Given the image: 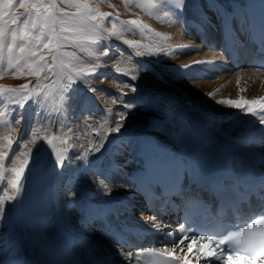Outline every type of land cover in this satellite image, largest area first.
Listing matches in <instances>:
<instances>
[{
  "label": "bare ground",
  "instance_id": "bare-ground-1",
  "mask_svg": "<svg viewBox=\"0 0 264 264\" xmlns=\"http://www.w3.org/2000/svg\"><path fill=\"white\" fill-rule=\"evenodd\" d=\"M219 1H216L210 7L208 0H201L200 5L190 11L186 15L187 17H183L177 9L169 8L170 16L169 18L167 16V23L161 26L160 29L161 36L164 35L163 37L167 38L165 39L167 43L169 42V45H167L168 50L166 51L167 60L172 59L174 61L172 64L166 61V69L173 74L169 81L157 76L152 71L153 69L143 67L138 61L133 63L125 60V57L124 60L120 59L117 61L115 56H110L107 59V65L102 66L105 73L109 76V84H105V86L97 84L96 93L89 91L92 96L91 99L82 101L78 98L81 94L80 92L78 93V97H75L73 94L74 89L77 87L82 91H88V86L90 85L88 81L83 80L71 85L65 79L66 81L63 80L58 86H54L46 98L43 94L40 95L39 103L33 109V115L30 118L26 116L25 109L21 110L19 118L22 116L23 121L21 125H18V129H21L19 130L18 145L13 153H11L8 161L15 160L14 154L19 150L22 142L29 143L33 136H36L37 139L35 143H29L33 158L31 164L27 166L21 177L22 191L18 194L14 193L17 197L13 201L12 221L14 229L7 234V239L5 235L0 236V260L7 257L9 251L14 246L12 242L15 239H19L23 243L26 252V264L48 263V248L45 241L40 238V233L37 234V237L34 236V233L29 237L27 229L17 225V219L22 214L29 221V215H32L35 211V199L45 188L51 194H54L64 228L69 234L74 235V229L70 225L65 224L62 214L63 206L66 202L65 192L68 190L65 185L74 175L77 176V181L70 185V187L76 192V203L80 208H84L90 204L99 206V204L101 205L109 200H120V203H124L125 207L129 209L133 203L127 202L139 201L138 196L132 197L129 193L123 194L118 192L109 182L107 183L111 184L112 187H107V183L104 180H101L99 187H97L89 179L93 168L89 170L88 167L92 163H95L94 165L97 166L100 155V153H96L95 156L93 155L92 146L101 137L104 141H109L108 144L104 143L102 152L106 151L108 163L115 167L114 170L117 173L119 172L117 166H120L122 172L121 174H116V177L119 184L123 186L122 184L124 183L128 189L126 190L129 192L134 190L129 178L143 164L142 148L146 141L162 143L166 146V149L174 153H178V151L187 153L190 149H201V142L203 141L208 142L214 147L218 144L217 142L221 144H242L247 134H255V142L259 143L260 148L264 151V124H261L259 120V117L264 116V113L258 112L257 115L245 114L241 110L230 108L228 105L216 103L219 100H239L241 97L247 100L264 99V73L230 71V74L223 75L215 81L210 80L205 82L204 80L196 83L194 81L195 75L192 76L191 72H196L199 68L204 70L206 68L209 69L208 65H211L210 72L208 73L212 74V72L221 68L212 67L214 63L193 64L192 69L191 67H189L190 69L183 67L185 64H191L192 60L219 59L222 65L225 64L229 68L226 58L222 56L223 53L221 55L223 60H220V52L216 51V53L213 51V48L208 46L221 45V42L218 40V33L221 31L223 23L226 20L234 17L233 24L237 27L246 20V5L249 0ZM225 9L230 11H225ZM205 20H207V23ZM193 25L202 26L203 31H198L197 27ZM154 31L156 30L154 29ZM204 43L208 46H205ZM195 44L200 46L203 44L201 46V53L198 56L191 49L192 45ZM113 47L126 51L128 49L126 47L129 46L122 41H115ZM70 50L77 51L74 49ZM77 55L86 64L97 63V60L87 52L77 51ZM176 63L177 65H175ZM117 65L123 70L119 72V76L116 75ZM133 75L137 77L136 80L131 79ZM125 84L129 85V87H124ZM132 85L136 87L135 93L131 91ZM57 87L63 88V91L58 92ZM107 90L112 92V94L113 92L120 93L116 96L119 98L118 102H120V99H124L127 103L136 105V108L129 113L125 121L126 127L123 128L124 130L121 129V132L124 133L122 136H116L115 133L110 135L109 132L107 134L105 132V129H111L115 125L118 117L115 116L116 121H111V112L105 111V116H108L106 117L108 120H105L102 115L96 112L98 106L93 107V103L97 101V96L100 95V99L103 100L106 98L102 97V93ZM173 93L177 99L174 98L175 95ZM189 94H192L193 98H200V102L193 104L188 96ZM206 94H219V96H212V100L207 104L204 100H201L204 96H208ZM106 101L107 104L111 102L109 98ZM207 106L223 113L222 116L211 115L212 113H209ZM230 115H233V117ZM109 117L111 118L109 119ZM173 118L179 122L180 133L174 131L173 127L175 125L171 122ZM193 119L196 122H200L205 128L197 126ZM245 120H247V125H245ZM94 127L99 128V132L97 133L96 141L92 142V134L96 135ZM2 135L3 133H1L0 128V138H2ZM45 137L53 140V143L56 145L55 150L46 142ZM65 137L68 139L66 147L61 142ZM121 140L124 141L122 145ZM23 151L25 150L21 148L20 152ZM56 151L73 158L77 153L82 155L85 151H88L90 162L88 164L79 162L73 165L66 160L61 170L55 159ZM20 152H16V155H20ZM23 158L21 157V159ZM109 164H107L108 167H110ZM78 165L82 166L83 175L77 170ZM7 168V174L0 188L10 195L13 189H11L9 182L15 179V176L10 171L11 163L7 162ZM101 171L100 169L98 174L103 176V172ZM124 179H126V182ZM98 188H103L106 192H112V195H106V197L97 195L94 191ZM102 194L105 195V192H102ZM136 204L138 203L136 202ZM65 216L70 224L77 228L80 227L81 213L78 210L68 212ZM147 220L149 219H139V221L145 222ZM95 224L86 233L91 244L98 248L111 261L121 259V253L117 250V247L108 244L99 235L98 227Z\"/></svg>",
  "mask_w": 264,
  "mask_h": 264
},
{
  "label": "snow or ice",
  "instance_id": "snow-or-ice-1",
  "mask_svg": "<svg viewBox=\"0 0 264 264\" xmlns=\"http://www.w3.org/2000/svg\"><path fill=\"white\" fill-rule=\"evenodd\" d=\"M103 2L104 0H95V2L94 0H0V78L5 75L18 78L35 77L37 80L35 87L41 89L46 98L53 87L58 86L61 81L66 79L69 84L74 85L83 81L88 74L95 73L97 65L95 63L86 64L77 55V51L88 52L99 60L101 55H110V48H104L97 54L95 53V46H100L101 43L109 42L115 38L134 48L137 56H142L144 46L137 41L124 39V34L129 29L138 30L141 34L153 30L139 19L121 20L119 12L106 13L100 11L98 4ZM215 2L216 0H208L210 7ZM186 4L187 0H175V8L181 12L185 10ZM125 6L129 10L133 7H143L139 0H125ZM151 7H155V5H151ZM20 9H23V12H20ZM225 11L230 10L225 9ZM109 17H112L110 28L105 25V21ZM234 19L231 17L226 22L229 31H231V24ZM205 22L207 23V20ZM193 26L197 27L198 31H203L202 26ZM156 35L159 36L160 34L156 33ZM68 49L77 51H69ZM160 50L163 51L164 49L161 47ZM215 62V60H193L191 64H185L183 67L187 69L193 64H212ZM122 71L121 67L117 65L116 72ZM131 79L136 80L137 77L133 75ZM124 87H129V85L125 84ZM57 91L62 92L63 88L57 87ZM90 91L95 92L96 89L92 88ZM131 91L136 92L134 85L131 86ZM0 93L7 94L10 101L20 109H23L29 101L39 103V99L33 95V87L30 84H24L19 88H0ZM206 95L212 98L213 94ZM67 99L69 100L68 96ZM117 99H113L112 103H117ZM120 103L123 110L118 112L117 122L109 129L110 135L112 133H115L116 136L121 134V129L124 128L129 113L136 108V105L127 103L124 99H120ZM216 103L228 105L230 108L241 110L245 114L264 113V99L247 100L241 97L239 100H219ZM259 120L261 124H264V116H260ZM22 121L23 117L21 116L15 123L12 121L11 123L21 125ZM36 139L37 137L33 136L29 143H35ZM44 139L55 150L56 145L53 140L47 137ZM61 142L67 143L66 140ZM120 142L122 145L124 141L121 140ZM29 143L22 142L16 152H20L21 148L25 151L20 152V155H16L15 152V160L8 161V154L12 151L13 141L10 137L0 138V181L5 179L6 162L11 163L10 171L14 173L15 179L11 180L9 184L17 194L22 191L21 177L33 158ZM104 143L105 141L101 137L92 146L94 156L96 153L102 152ZM21 157L24 158L21 159ZM55 159L58 167L62 170L66 160L73 165L79 162L88 164L89 152L85 151L82 155L77 153L73 158L56 151ZM177 167L180 170L179 173L175 177H170L167 183H163L158 178L161 175L159 168H155L153 174L143 178L140 183L147 189L148 194H153L159 189L158 194L164 197L166 201L169 197H182L184 188L181 180L184 174L190 170L182 162H178ZM108 174L110 175V171ZM89 179L97 187H99L101 180L107 183L96 170H92ZM76 181L77 176L74 175L65 185L68 190L65 192L66 202L62 210L65 224L74 229L71 255L77 246H87L90 243L86 233L95 222H100L104 232L113 236L117 241V250L132 264H137L139 258L145 253L149 256L164 257L169 261V264H193V259L198 264L201 257L207 258L210 262L218 261L220 264H241V262L243 264H264V219L255 220L250 227L246 226L231 232L226 239L221 241H215L206 236L190 239L188 235L184 234L185 228L180 226L175 232L183 235L173 246L150 247L125 253L123 248L119 246V236L113 233L112 225L109 222V217L114 215L113 210L96 205L80 208L76 203V192L70 187ZM107 187L112 186L107 183ZM105 195L111 196L112 192H106ZM215 195L227 205V212L238 215L246 205L252 203L253 199L264 200V179L248 184L246 189L233 184L231 190H228L225 184H220L215 187ZM0 197H2L0 198V221H2L4 202L15 201L17 197L16 195H9L7 192L0 194ZM172 202L175 206V202ZM73 210H78L81 213L79 228L70 224L66 219L65 214ZM261 216L264 217V210H262ZM153 220H155V216H153ZM17 225L27 229L29 237L33 231L39 232L43 227L42 221L30 223L23 214L18 217ZM152 227L160 231L158 224H153ZM52 229L54 228H48L45 231L48 234ZM175 232L169 231L167 235L171 237ZM189 239L190 243L185 244V241ZM13 244L15 245V241ZM225 245H231V247L226 248ZM178 248L179 252L177 251Z\"/></svg>",
  "mask_w": 264,
  "mask_h": 264
},
{
  "label": "rangeland",
  "instance_id": "rangeland-1",
  "mask_svg": "<svg viewBox=\"0 0 264 264\" xmlns=\"http://www.w3.org/2000/svg\"><path fill=\"white\" fill-rule=\"evenodd\" d=\"M216 1L218 2L219 0H216ZM94 2H95V0H94ZM139 2L143 5V7H141V8L133 7L131 10L126 8L125 0H104V2L102 4H98V6L100 8V11H102V12H106V13L113 12V11L119 12L121 20L139 19V20L143 21L144 23H146L150 26V28L153 31L145 32L146 34L145 33L141 34L138 30H133V29H129L124 34V39L137 41L144 46L143 55L137 56L135 49L130 47V46L126 47V48H128V49H126V51L119 50L118 47H113V45L115 44V41L116 42L120 41V40H116L115 38H112L109 42L101 43L100 46H95V53L99 54L104 48H110V55H108V56H102L101 55V58L99 60L95 59L94 55H91L95 60H97V63H96L97 69H96L94 74L90 73L84 78V80L88 81V83L90 84L88 86L89 87L88 91H82L79 87H77L78 89L75 88L74 93H73L75 97H78V95H79L78 93L80 92L81 94L78 98H80L82 101L87 100V99H91L92 96H91L90 92L96 93L97 91L93 92V91H90V89H92V88L96 89L98 86L97 84H99L100 86L101 85L105 86V84L106 85L109 84V80H108L109 76L105 73L104 68L102 66L107 65V59L110 56H112V57L115 56L117 61H119L120 59L124 60V57H125V60L131 61L133 63H136L138 61V63L140 65H142L143 67L151 69V70L153 69L152 71L155 72V74L157 76L163 78L164 80L166 79L169 81V79L172 78L173 74L166 69L167 68L166 67L167 66L166 61H168L169 63L171 62L170 64H172L174 61L172 59L167 60L166 51L168 50L167 45H169V42L167 43V41L163 37L164 35L161 36V33H160L161 30L160 29H161V26H164L167 23V19L170 16L169 8H171V7L175 8V0H139ZM200 3H201V0H187V4H186L185 10L183 12H181L177 8L176 9L181 12L183 17H187L186 15H188L189 12L192 11L194 8L198 7L200 5ZM151 5H155V7H151ZM61 6H63V5H61ZM19 11L23 12V9H20ZM167 16H168V18H167ZM111 21H112V17H109L105 21V25L109 28L111 27ZM154 29L156 31H154ZM156 32L157 33L159 32L160 35L157 36ZM155 36H156V38H155ZM162 40H164V41H162ZM192 46H193L191 48L192 51L195 54H197L196 56H198L201 53V46L196 45V44L192 45ZM161 47L164 49L163 51L160 50ZM68 50L71 51L70 49H68ZM196 50H198V51H196ZM162 52H164L165 54ZM214 52H216V50ZM215 63H217V61ZM175 65H177V63ZM196 65H199V64H196ZM208 66H210V65H208ZM188 69H190V68H188ZM191 69H192V66H191ZM207 69L208 68H206V70ZM206 70L199 68L196 70V72H191L192 76L195 75L194 81L196 83L202 82L204 80H205V82H208L210 80L215 81L218 78H220L221 76L225 75V74H222L220 72L219 73L212 72V74L208 73V72H210V68L207 71ZM116 75L119 76L120 73L117 72ZM207 75H209V76H207ZM66 82H68V81H66ZM36 83H37L36 78L30 77V76H24V77L18 78L16 76H12V75H5L3 78H0V88H19L24 84H30L33 87L34 97L39 99L40 95H42L43 93H42L41 89L35 87ZM46 90L47 89H45V91ZM119 94H120L119 92L118 93L113 92V94H112V92H109L107 90L106 92L102 93V97L103 98L106 97L104 100L100 99V97H99L100 95H99V96H97V99H96L98 102L95 100L96 103H93V107L98 106V109L96 110V112L99 113L100 115H102L105 118V120H108V118H106L108 116H105L106 115L105 111L111 112L112 118L109 117V119L111 118L110 120L114 121L116 119L115 116L118 117V115H117L118 112L120 110H123L122 108H120V107H122L120 105L121 103L118 102V99L116 97ZM188 96L191 99V102L193 104H195L196 102H200V98L199 99L193 98L192 94H189ZM212 96H214V97L219 96V94H216V95L213 94ZM108 98L111 101L109 104H107V101H106ZM174 98L177 99L176 95ZM113 99H117V103L113 104L112 103ZM201 100L202 101L204 100V102L208 104V103H210V100H212V98H209V96H204V98H202ZM104 104H106V105H104ZM196 104H198V103H196ZM36 106H37V102H35V101H29L24 106L23 109L26 110V116H28V118H30L33 115V111H34L33 109ZM207 109H208L209 113H212L211 115H213V116L217 115V117H219V116L221 117L223 114V113L218 112L215 109L208 107V106H207ZM21 110L22 109H20L17 105H15L14 103H12L10 101V98L7 94L0 93V128H1V133H3L2 138L10 137L13 141L12 151H10L8 154V160L10 159L11 153H13V151L17 148L18 140H19L18 139L19 138V130H21V129H18V125L12 124L11 121L13 123H15V121L17 119H19V114H20ZM230 116L233 117V115H230ZM245 121L247 122V120H245ZM125 127H126V124H124V128ZM13 129H14V131H13ZM94 129H95L94 131H97V133L99 132V128L94 127ZM105 132L107 134L109 132V128L105 129ZM92 135H93L92 142L93 141L95 142L97 134L96 135L92 134ZM122 135H124L123 132H121V134L119 136H122ZM108 143H109V141L106 140L105 144H108ZM122 150L124 152H126V150L124 148H122ZM107 158H108V155H107L106 151L101 152L99 157H98V163L99 164H97V166H95L94 165L95 163H92V165H90V167H88L89 170L91 168H93V170H96V172L98 173V171H100V169H101L102 170L101 172H103L102 177L105 178L107 180V182L111 183L112 186L114 187V189H116L118 192H121L123 194H128L129 191H127L128 189L125 186V184L123 183L122 184L123 186H121V184H119V181L116 177V174H121V172H122V170L120 169V166H117L118 171H119L117 173L114 170L115 167L111 166L108 163ZM107 164H109L110 167H108ZM111 167H112V169H111ZM77 170L79 172H81V174L83 175L82 166L78 165ZM113 170L115 171V173ZM7 171H8V168H7V162H6L5 169H4L5 175L7 174ZM109 171H110V175L108 174ZM124 181L126 182V179H124ZM2 182H3V180L0 181V186H2ZM3 192H4L3 189L0 188V194H2ZM94 192L97 193V195L99 194L103 197H106V195L102 194V192L106 193L105 189H103V188H98ZM14 193H15V191L13 190V192L10 195H14ZM0 198H2V197H0ZM12 213H13V201H5L4 202V218L2 221H0V236L5 235V232H6V235H5L6 239H7V234L14 229L13 228V221H12Z\"/></svg>",
  "mask_w": 264,
  "mask_h": 264
},
{
  "label": "water",
  "instance_id": "water-1",
  "mask_svg": "<svg viewBox=\"0 0 264 264\" xmlns=\"http://www.w3.org/2000/svg\"><path fill=\"white\" fill-rule=\"evenodd\" d=\"M95 133H96V131H95ZM64 140H66V141L68 142V139H67V138H65ZM66 144H67V143H64V146H65V147H66Z\"/></svg>",
  "mask_w": 264,
  "mask_h": 264
}]
</instances>
